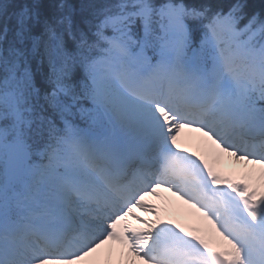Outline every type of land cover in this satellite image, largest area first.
Segmentation results:
<instances>
[{"label": "snow or ice", "instance_id": "obj_1", "mask_svg": "<svg viewBox=\"0 0 264 264\" xmlns=\"http://www.w3.org/2000/svg\"><path fill=\"white\" fill-rule=\"evenodd\" d=\"M223 155L258 171L224 175ZM157 189L219 243L137 215ZM110 242L119 264H264V9L0 0V264H100Z\"/></svg>", "mask_w": 264, "mask_h": 264}, {"label": "rangeland", "instance_id": "obj_2", "mask_svg": "<svg viewBox=\"0 0 264 264\" xmlns=\"http://www.w3.org/2000/svg\"><path fill=\"white\" fill-rule=\"evenodd\" d=\"M191 148H196V145H193L192 144V146H191ZM228 157V156H227ZM226 161H228V160H226ZM230 161V162H229ZM229 161H228V163L225 165V167L226 168H231L232 166H233V164H231V163H234V165L235 166H238V168L239 167H241V168H243L244 170H246V169H248V172L250 171V170H258V166H255V165H252V164H245L243 161H235L234 159L232 160V158L230 159L229 158ZM237 168V169H238ZM227 174H228V176H230L231 178H233V176L234 175H238L240 178L243 176V175H245L244 173H239V172H237V171H230V172H227ZM171 197V196H170ZM156 203H159L158 204V207L156 208V210H157V213H158V215H153V216H159V218L160 217H162V216H170V215H175L176 214V212H175V209L174 210H169V211H167L166 209H167V207H168V204H166V202L165 201H161V200H157L156 201ZM150 204H155L154 202H152V203H150ZM187 209V208H186ZM138 212H142V211H140L139 209H136ZM135 209H134V211L135 212H137ZM176 210H178V208L176 209ZM137 212V213H138ZM188 212L190 213V215L189 214H187V212H186V215H188L189 217H193L195 220H198V218L197 217H194L193 215H192V213L190 212V210H188ZM163 213V214H162ZM185 212H182V214H184ZM143 215H145V213L143 214ZM189 229H191V228H195V225H190L189 227H188ZM207 228H209V226L207 225V227H205V232L207 233ZM209 230H210V228H209ZM215 238V237H214ZM115 250H117L116 252H115V256H114V258L116 259H119V260H121V259H123V257L121 256V254H120V252L118 251V248H116ZM112 255L113 254H110V256L112 257ZM109 259H111V258H108V260ZM100 260V259H99ZM112 260V259H111ZM96 261H98V259H96Z\"/></svg>", "mask_w": 264, "mask_h": 264}, {"label": "trees", "instance_id": "obj_3", "mask_svg": "<svg viewBox=\"0 0 264 264\" xmlns=\"http://www.w3.org/2000/svg\"><path fill=\"white\" fill-rule=\"evenodd\" d=\"M14 2V0H13ZM249 3L255 11L259 12L264 9V0H249Z\"/></svg>", "mask_w": 264, "mask_h": 264}, {"label": "bare ground", "instance_id": "obj_4", "mask_svg": "<svg viewBox=\"0 0 264 264\" xmlns=\"http://www.w3.org/2000/svg\"><path fill=\"white\" fill-rule=\"evenodd\" d=\"M17 2H20V0H14V3H17ZM147 219V218H146ZM112 247H113V245L112 244H107V245H105V246H103L102 248H103V250L105 251V254L103 255V256H107L108 254H110L114 249H112ZM102 248L101 249H98L99 251H101L102 250ZM91 259V258H90ZM98 259H100L101 260V255H99L98 256Z\"/></svg>", "mask_w": 264, "mask_h": 264}]
</instances>
